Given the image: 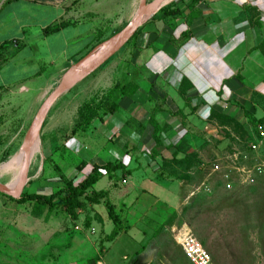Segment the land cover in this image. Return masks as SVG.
Returning a JSON list of instances; mask_svg holds the SVG:
<instances>
[{
	"label": "rangeland",
	"instance_id": "1",
	"mask_svg": "<svg viewBox=\"0 0 264 264\" xmlns=\"http://www.w3.org/2000/svg\"><path fill=\"white\" fill-rule=\"evenodd\" d=\"M152 1L93 0V18L98 17L93 26L100 25L111 38L115 31L118 33L131 23L141 4ZM172 1L164 2L161 7ZM95 3H100V6L95 7ZM82 29L84 32L88 30V36L83 37L84 43L90 41L91 25ZM126 46L99 70L55 100L47 113V123L37 136L40 152L31 163L28 162V181L23 193L50 194L64 186L67 177L78 182L93 163L99 162L97 157L106 161V156L110 155L109 147L124 151L122 148L135 144L131 132H124L125 125L115 119L114 130L118 136L108 145L105 135L93 126L77 134L81 150L61 147L53 155H48L52 144L46 140L51 129H56L54 136L58 139L61 134L58 129L70 127L79 107L85 102L106 96L127 62L125 57L129 52ZM84 54L74 59L68 71ZM3 75L14 79L10 68ZM62 79L46 92L41 91L48 87L46 76L29 85L30 88L24 92H0V183L7 185L9 177L3 174V166L22 148L39 107ZM242 93L251 102L247 103L243 97L242 101L231 103L235 109L233 112L237 114L235 121L212 117L203 119L201 116L205 115L208 107L197 112L199 117L195 114L187 120L188 133L183 143L185 152H181L179 157L189 155V161L176 167L182 178L166 176L170 179V185L165 182L169 188L164 184L152 189L161 198L172 192L175 209H167L162 202L147 208L149 201L146 204L142 202L139 213L144 216L143 221L147 225L130 228L115 242L108 241L104 234L89 239L78 236L74 226L81 223L80 215L72 219L64 207L38 212L31 202L17 201L23 193L15 198L0 192V264H63V257L59 254L63 247L66 249V264L81 259L86 260L83 264H95L93 240L98 246L97 259H104L107 264H192L185 255L183 237L201 242L216 264H264V145L258 139V128L264 123L257 122L264 115V93L253 89ZM121 115L125 117L123 111L113 117L121 119ZM60 142L64 144V140ZM55 143L58 141H54L53 145ZM141 148L135 149L138 156L151 164L148 161L151 160V153L144 146ZM124 154L127 153L124 151L121 155ZM82 161H85L87 169L80 172L76 165ZM259 167L263 169L262 173L258 171ZM145 168L140 171L142 174L144 171L152 173L150 166ZM120 177L121 172H118L113 181L120 182ZM136 177L137 174H133L130 180L136 182ZM110 183L109 177L103 175L94 188H107ZM227 183L231 184V188L226 187ZM143 184L150 185L148 182ZM137 192L131 193L128 202L134 200ZM146 208L147 213L143 215L141 211ZM169 210L168 220L160 226L157 219L166 216Z\"/></svg>",
	"mask_w": 264,
	"mask_h": 264
},
{
	"label": "crops",
	"instance_id": "2",
	"mask_svg": "<svg viewBox=\"0 0 264 264\" xmlns=\"http://www.w3.org/2000/svg\"><path fill=\"white\" fill-rule=\"evenodd\" d=\"M95 4V7L100 6V3ZM169 5L168 9L160 11V8L149 17L139 27L136 37L125 47L129 52L125 57L127 62L117 81L136 85V92L130 97L117 94L116 101L120 109L102 120L94 119L90 126L105 135L108 145L118 136L114 130L115 119L125 125V128L122 127L124 132H131L135 144L132 147L124 145L127 147L122 150L126 155H121L124 151L115 146L116 150L109 147L110 155L106 157L109 159L113 156L110 160L96 158L99 162L95 163L101 165L108 161H121L126 170L131 172L124 173L119 169L112 175L103 174L111 180L109 186L99 190L94 188L98 182L93 186L92 190L107 191V196L98 203H86L79 210L82 214L78 211L81 223L74 226L78 236L89 239L97 234L108 236L113 231L114 223L109 216L108 202L120 216L123 228L111 243L130 228L147 225L143 221L144 216L139 213L142 202L146 204L149 201L147 208L162 202L167 209H173L172 192L161 198L152 189L164 184L169 188L165 182L169 184L170 179L161 176L156 169L162 164L163 158L172 157L175 145L187 135V120L195 114L199 117V110L204 107H208V111L201 116L203 119L208 118L211 109L236 116L231 103L242 101L243 97L247 103L251 102L243 91L253 89L264 93V53L259 48L264 43V0H173ZM95 19L98 17L93 18V0H0V92H24L30 88L29 85L44 76L47 77L48 87L41 91L50 90L65 76L74 59L83 53L86 56L94 45L110 37L100 25L93 26ZM67 22V25L54 32L44 33L47 27ZM85 25H91L92 38L84 43L83 37L88 36V30L84 32L82 29ZM82 58L80 56L78 59ZM9 68L14 79L3 75ZM184 78L193 87L190 95L194 98L189 102L180 92ZM157 108L159 110L155 112ZM178 109L180 113L171 114ZM120 111L125 114V117L121 115L125 120L113 117ZM153 113L160 126H165L161 135L163 144L158 147L155 146V128L150 122ZM46 117L42 128L47 123ZM76 119L70 127L58 129L61 133L59 140L54 136L56 129L47 132L46 140L52 144L48 148V155H53L61 147L72 151L82 149L76 136L90 127L71 135ZM53 140L58 143L53 145ZM63 140L64 144L60 142ZM69 144H72L71 147H67ZM141 146L147 150L156 148L157 156L148 160L151 164L140 159L135 151L136 147L142 149ZM80 163L76 165L80 172L87 169L86 164L80 169ZM146 165L150 166L152 173L140 172ZM118 172H121L120 182L113 181ZM133 174H137L136 182L130 180ZM146 182L150 185H142ZM135 190L138 192L134 200L128 202L127 198ZM147 208L141 211L143 215H146ZM170 212L165 214L167 217L162 215L160 220L157 219L160 226L165 225ZM86 219L90 222L89 226L85 224ZM98 253V246L93 240L95 263L99 260ZM59 254L63 257V264H66L65 247ZM79 261L68 262L83 264L86 260ZM102 261L107 264L104 259Z\"/></svg>",
	"mask_w": 264,
	"mask_h": 264
},
{
	"label": "trees",
	"instance_id": "3",
	"mask_svg": "<svg viewBox=\"0 0 264 264\" xmlns=\"http://www.w3.org/2000/svg\"><path fill=\"white\" fill-rule=\"evenodd\" d=\"M15 0H7V2H11ZM169 4L161 7L160 11L166 10L169 8ZM176 13V11H175ZM67 23H60L55 24L51 27H47L44 31L45 34H49L58 30L59 28L67 25ZM139 30V28H138ZM132 36V38L124 45L126 46L133 38L136 37L137 32ZM115 34L117 31L114 32ZM103 41L99 42L98 44L94 45L93 48L89 51L91 52L97 45L101 44ZM264 53V43H262L259 47ZM88 52V53H89ZM99 70V69H98ZM96 71V70H95ZM94 71V72H95ZM91 73L90 75H92ZM137 90V86L130 83V82H121L117 81L108 91L106 96L101 98H93L83 104L82 107L78 109V118L74 126L71 129V135L76 134L79 131H86L93 123L94 119L99 118L103 119L107 115H113L120 109V104L116 101V94L125 95V96H132ZM193 90L192 85L190 82L184 78L180 84V92L182 95L185 96L186 100L189 102L191 98L190 92ZM240 106V105H239ZM241 107V106H240ZM242 108V107H241ZM195 109V108H194ZM159 109H155L157 112ZM248 112V111H247ZM246 112V113H247ZM180 113L178 109L175 112H171L172 115H176ZM209 118H217L223 119L224 121L230 120L235 121L236 117L234 115L228 114L226 112H220L215 109H211L209 112ZM264 123V115L257 122ZM150 122L154 125V138H155V146H162V133L165 130V126H160V124L155 119V114L153 113L150 117ZM186 139V136H183L181 141L175 145V150L172 153V157L169 159H163L162 164L156 169V171L161 176L173 177L177 179H181L179 171H177L176 167L183 165L184 163H188L189 155L184 157H179L181 152H185L183 149V143ZM168 146V148H171ZM174 147V146H173ZM151 153L150 158L154 159L158 152H156V148L149 150ZM85 162L82 161L78 167L80 169L84 168ZM121 169L124 173H130V170H126L125 164L120 162L113 163L111 161L106 162L105 164H98L94 163L92 165L91 171L80 181L74 182L73 179H66L65 185L58 190L46 194V193H23L20 198L17 199L19 203H26L31 202L33 207L38 210V212L43 211L45 209L51 210L56 209L59 207H64L66 212L71 216L72 219L78 218V211L85 207L86 203H98L101 199H106L107 191H95L92 190L93 186L100 180L101 176L104 174L112 175L113 172ZM109 208V216L114 223L113 231L107 236L108 241H113L117 235L123 231L121 226V218L120 216L115 213L113 206L110 202L107 203ZM89 220L86 219V226H89Z\"/></svg>",
	"mask_w": 264,
	"mask_h": 264
},
{
	"label": "water",
	"instance_id": "4",
	"mask_svg": "<svg viewBox=\"0 0 264 264\" xmlns=\"http://www.w3.org/2000/svg\"><path fill=\"white\" fill-rule=\"evenodd\" d=\"M161 1L162 0H153L149 4H141L136 16L126 28L116 33L108 40H105L101 44L97 45L91 52H89L85 57H83L80 61H78L71 67V69L63 77L58 87L45 98V100L39 107L24 137V146H28L33 141L34 137L36 135H39L43 121L55 100L61 94L68 91L71 87L77 84L79 81L83 80L99 67H101L108 59H110V57H112L117 51H119L132 38L138 28L147 20H144L143 17ZM104 45H106V48L100 53L99 50ZM27 175L28 163L26 162L20 188L14 192L10 190L6 185L0 183V192L18 198L23 193L24 186L28 181Z\"/></svg>",
	"mask_w": 264,
	"mask_h": 264
},
{
	"label": "bare ground",
	"instance_id": "5",
	"mask_svg": "<svg viewBox=\"0 0 264 264\" xmlns=\"http://www.w3.org/2000/svg\"><path fill=\"white\" fill-rule=\"evenodd\" d=\"M166 1L168 0H162L149 13H147L143 17V19H148L154 12H156L161 7V4ZM105 48L106 45L102 46L99 52L101 53L103 50H105ZM37 136L38 135L34 137L33 141L28 146L22 145V148L16 154L13 155V157L8 163L3 166V174L9 177L6 186L14 192L20 188L26 162L31 163V161L35 159L37 157V154L40 152V142L37 139Z\"/></svg>",
	"mask_w": 264,
	"mask_h": 264
},
{
	"label": "built area",
	"instance_id": "6",
	"mask_svg": "<svg viewBox=\"0 0 264 264\" xmlns=\"http://www.w3.org/2000/svg\"><path fill=\"white\" fill-rule=\"evenodd\" d=\"M258 139H260V144L264 145V125H260L258 128ZM164 148L166 149V147ZM258 171L262 173L263 169L259 167ZM226 187L231 188V184L227 183ZM76 228L78 229L79 227L76 226ZM91 230L92 232L95 231L94 228ZM181 239L185 255L192 264H216L208 250L201 242L189 237H183ZM95 264H104V262L102 259H99Z\"/></svg>",
	"mask_w": 264,
	"mask_h": 264
}]
</instances>
